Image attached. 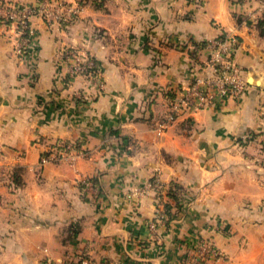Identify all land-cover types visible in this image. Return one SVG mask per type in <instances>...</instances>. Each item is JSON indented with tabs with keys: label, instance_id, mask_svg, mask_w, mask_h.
<instances>
[{
	"label": "crops",
	"instance_id": "obj_1",
	"mask_svg": "<svg viewBox=\"0 0 264 264\" xmlns=\"http://www.w3.org/2000/svg\"><path fill=\"white\" fill-rule=\"evenodd\" d=\"M68 1L78 16L32 17L22 55L16 26H0V264H188L202 239L211 264H264V0ZM221 33L245 91L168 122L172 91L207 58L195 44ZM68 47L100 80L68 78ZM59 140L73 158L39 165Z\"/></svg>",
	"mask_w": 264,
	"mask_h": 264
},
{
	"label": "built area",
	"instance_id": "obj_2",
	"mask_svg": "<svg viewBox=\"0 0 264 264\" xmlns=\"http://www.w3.org/2000/svg\"><path fill=\"white\" fill-rule=\"evenodd\" d=\"M79 6H69L64 0H40L35 4H11L0 1V26L14 24L17 32L21 34V43L15 48L18 55H22L29 35L32 33L30 26L34 16H42L47 24L59 23L77 15ZM238 41L234 36L225 34L222 38L207 40L202 48L207 50V58L201 67V73L186 85L177 87L172 91L169 109L166 114L168 122L174 121L180 115L188 112H198L227 97L237 98L243 94L247 82L243 68L234 59ZM70 53L72 66L69 69L68 78L77 76L92 78L97 74L96 61L75 50ZM168 122L158 126V130L165 128ZM74 144L65 142L59 148L43 154L39 159V165L47 162H59L62 159L73 157ZM151 187H158L157 178L149 183ZM139 190L136 189L134 194ZM164 212H158L157 221L164 217ZM155 220V221H156ZM155 221L149 223L150 228L155 227ZM219 250L208 240H199L193 246V253L188 264H211V261L219 256ZM77 264H92L85 254L77 257Z\"/></svg>",
	"mask_w": 264,
	"mask_h": 264
},
{
	"label": "rangeland",
	"instance_id": "obj_3",
	"mask_svg": "<svg viewBox=\"0 0 264 264\" xmlns=\"http://www.w3.org/2000/svg\"><path fill=\"white\" fill-rule=\"evenodd\" d=\"M38 1H40V0H37L35 3H37ZM64 2H66V4L67 5H69V6H74V5H72L68 0H64ZM35 3H26V4H35ZM79 14V13H78ZM78 14L77 15H74L72 18H71V20H74L77 16H78ZM38 17H40L41 19L43 18L42 16H38ZM43 20V19H42ZM68 20H70V19H68ZM68 20H65V21H68ZM44 21V20H43ZM70 50H75V51H77V52H79L80 54H83V55H85V56H87V57H91V58H93L94 59V57L90 54V53H88V52H86V51H84V50H82L81 48H77V47H68V48H65L64 50H63V52H62V54H63V57H64V60H66L67 62H68V64H69V69H70V67L72 66V58H71V56H70V53L71 52H73V51H70ZM95 60V59H94ZM96 65H97V74H96V76L95 77H92V78H90V79H99L100 80V76H99V68H98V64H97V62H96ZM78 77V76H77ZM75 78V77H74ZM73 79V78H72ZM71 80V79H70ZM65 142H67V141H63V140H59V141H57V142H55L52 146H50L47 150H46V152H50L51 151V149H54V148H59V146L60 145H62V144H64ZM72 144V143H71ZM72 156H74L73 154H71ZM73 157H71V158H66V159H62L61 161H65V160H68V159H72ZM48 163V162H47ZM133 194V193H132Z\"/></svg>",
	"mask_w": 264,
	"mask_h": 264
},
{
	"label": "trees",
	"instance_id": "obj_4",
	"mask_svg": "<svg viewBox=\"0 0 264 264\" xmlns=\"http://www.w3.org/2000/svg\"><path fill=\"white\" fill-rule=\"evenodd\" d=\"M259 25L261 26V31H264V19L259 21ZM263 27V28H262ZM225 33H221L218 37L222 38L224 37ZM205 44V42H201L200 44H195V46H203ZM171 96V95H170ZM15 181H17V179L15 178ZM183 188L180 184H178L177 182H172L170 184V187L167 191V197L169 199H172L175 201V205L176 207L179 209L180 207V201H181V197L183 194ZM164 211L168 216H171L170 214V210H169V205L167 203L164 204Z\"/></svg>",
	"mask_w": 264,
	"mask_h": 264
}]
</instances>
